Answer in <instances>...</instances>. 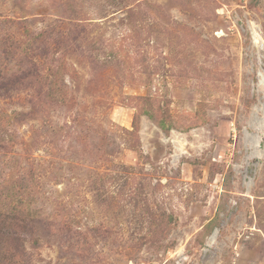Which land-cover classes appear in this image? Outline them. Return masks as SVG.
Instances as JSON below:
<instances>
[{"label": "rangeland", "instance_id": "374dc122", "mask_svg": "<svg viewBox=\"0 0 264 264\" xmlns=\"http://www.w3.org/2000/svg\"><path fill=\"white\" fill-rule=\"evenodd\" d=\"M0 264H264V0H0Z\"/></svg>", "mask_w": 264, "mask_h": 264}, {"label": "bare ground", "instance_id": "6f19581e", "mask_svg": "<svg viewBox=\"0 0 264 264\" xmlns=\"http://www.w3.org/2000/svg\"><path fill=\"white\" fill-rule=\"evenodd\" d=\"M256 39H257V37H256Z\"/></svg>", "mask_w": 264, "mask_h": 264}]
</instances>
